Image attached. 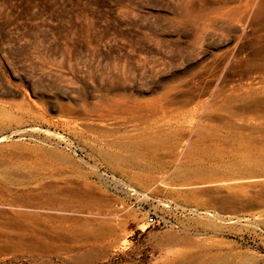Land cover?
Returning a JSON list of instances; mask_svg holds the SVG:
<instances>
[{
  "label": "rangeland",
  "instance_id": "374dc122",
  "mask_svg": "<svg viewBox=\"0 0 264 264\" xmlns=\"http://www.w3.org/2000/svg\"><path fill=\"white\" fill-rule=\"evenodd\" d=\"M176 261L264 264V0H0V264Z\"/></svg>",
  "mask_w": 264,
  "mask_h": 264
},
{
  "label": "bare ground",
  "instance_id": "6f19581e",
  "mask_svg": "<svg viewBox=\"0 0 264 264\" xmlns=\"http://www.w3.org/2000/svg\"><path fill=\"white\" fill-rule=\"evenodd\" d=\"M122 122H124V121H122ZM135 182H137L140 185L142 184L141 180L138 179V177H137V179L135 178ZM35 198H36V200H34V199L31 200V201L24 200V202L23 203L21 202L20 204H18V206H27V207H29V209L32 208L33 210L34 209H37L39 211H40V209H50V208L51 209H55V210H60L62 207H60L59 205L64 206V204H62L61 201H58V199L56 197H50V196H44V195H37ZM4 202L7 203V204H10V205L16 204L15 202H11V201L10 202L4 201ZM32 213H34V214L37 215L38 212L34 211ZM32 213L30 214L31 216L33 215ZM22 214L25 215L26 213H24V212H18V215H22ZM42 218H44V219H50V220L54 219V220L62 221V220H65L66 219V216H63V215L50 216V215L46 214ZM204 262L202 264H204ZM165 263L166 262H164L163 264H165ZM173 264H183V263H180V262L176 261V263H173Z\"/></svg>",
  "mask_w": 264,
  "mask_h": 264
},
{
  "label": "built area",
  "instance_id": "2783aa9c",
  "mask_svg": "<svg viewBox=\"0 0 264 264\" xmlns=\"http://www.w3.org/2000/svg\"><path fill=\"white\" fill-rule=\"evenodd\" d=\"M124 192L128 194L130 197L134 198L133 203L136 205V208L141 207L143 199L150 198L145 193H140L134 187H130V186H124ZM117 205L119 208H122L124 206L122 203H117ZM145 220L147 224H152V225L154 224L159 225L164 221L163 216L158 214L154 209L151 208H149L146 211Z\"/></svg>",
  "mask_w": 264,
  "mask_h": 264
}]
</instances>
